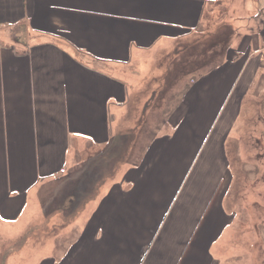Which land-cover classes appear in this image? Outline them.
Listing matches in <instances>:
<instances>
[{"label": "crops", "instance_id": "obj_1", "mask_svg": "<svg viewBox=\"0 0 264 264\" xmlns=\"http://www.w3.org/2000/svg\"><path fill=\"white\" fill-rule=\"evenodd\" d=\"M214 35L221 60L188 84L139 165H105L143 118L131 97L163 77L161 59ZM249 96L264 101V0H0V230L14 231L0 264H254L233 255L243 215L225 207L226 142ZM84 167L83 206L66 207L72 194L51 207ZM61 215L76 235L59 250L38 228Z\"/></svg>", "mask_w": 264, "mask_h": 264}, {"label": "rangeland", "instance_id": "obj_2", "mask_svg": "<svg viewBox=\"0 0 264 264\" xmlns=\"http://www.w3.org/2000/svg\"><path fill=\"white\" fill-rule=\"evenodd\" d=\"M227 34L229 37V33ZM218 40L216 35L211 37L203 36L180 49L177 53L161 59L162 68L166 67L167 69L165 74L163 73L166 70L165 68L164 71H162L163 69L160 71L164 74L163 77L149 82L143 89L144 92L133 93L131 97L128 114L131 113L133 117L134 113L142 109V105H145L146 108L143 118L139 114L138 120L140 121L135 125L134 120H128L130 129L125 135H121L114 141V148L112 145L111 149L108 148L109 150L106 152V156L109 153L110 156L104 160L103 163L105 165L113 161L114 164L116 163L115 165H117V171L119 170V173L127 169L130 164L134 165L135 163L136 166L139 165V162L135 158L141 153L144 145L149 143L157 132L167 130L164 126H170L169 122L174 121L172 116L175 113V107L188 84L193 81L195 76L201 75L202 72H205L221 60L223 56L222 46H215ZM220 42L222 43L224 41ZM155 58V56L149 57L148 67H153L152 69L154 70L156 69L155 75H159L160 72L156 68L157 64L155 63L157 58ZM196 67H199V71L197 70V72L196 69L198 68ZM182 72L186 73L185 77L181 75ZM141 98L146 100L143 104L139 101ZM246 100L245 105L247 106L245 113H247V118L244 119V116L240 118L234 127V130L236 129L235 132L232 133L226 142L227 155H229L234 165L232 167L234 184L229 191V196L225 199V207L227 208L230 205L232 208H237L243 215L241 221L244 230H240L239 233L235 234V237L233 236V240L235 241L233 255L239 256L241 250L243 253L246 250L248 256L253 261L256 260L254 264H264V101H259V99L250 96ZM128 114L125 118L128 117ZM133 125L134 127L136 126V129L133 128ZM94 168L87 174V177L92 175L94 177L96 176L99 170L93 172V170L96 171ZM117 171L115 173L116 175L118 173ZM72 176L76 180L72 182L70 189L68 188L69 185H67L68 187L53 201L51 207H58L64 195L72 194L75 195L73 205L67 204V200L65 199L64 204H66V207L70 209L77 206L81 208L83 206L82 194L83 189L86 187V182L83 183V168L76 171ZM60 186L51 185L50 187L56 190ZM42 187L41 191L44 190V186ZM45 188L48 191V186H45ZM94 192L96 193L95 190ZM92 193L93 188L87 191L86 195L89 196ZM93 198L94 196L91 199ZM47 202L51 203L50 200ZM74 218L68 215H61L60 219L58 218L59 220H53V216L52 220L54 222L52 221L48 226L50 231L47 228L43 229L45 223L41 222V226L38 228L40 229L38 230V235L44 237L49 232L51 237H55L56 244L59 245L60 250L61 247L68 243L70 237L76 235L71 232L69 233V226L71 225L69 222ZM21 225L23 227L24 223ZM35 229L37 228L35 227ZM0 231L1 258V252L5 249L3 245L9 239H14V231ZM52 231H54V235H51L53 233ZM33 235L35 234L31 233V236Z\"/></svg>", "mask_w": 264, "mask_h": 264}, {"label": "trees", "instance_id": "obj_3", "mask_svg": "<svg viewBox=\"0 0 264 264\" xmlns=\"http://www.w3.org/2000/svg\"><path fill=\"white\" fill-rule=\"evenodd\" d=\"M215 65H216V64H215ZM215 65H213L212 67H214ZM212 67H210V68H212ZM196 68H198V69H196V72H197V70L199 71V67H196ZM210 68H208V69H210ZM208 69H207V70H208ZM207 70H206V71H207ZM190 71H191V70H190ZM192 72H195V71H192ZM181 75L185 77L186 73H185V72H182ZM113 143H114V141L110 143V147H111V145H114ZM116 144H117V142H116ZM86 168H87V167H84L83 170H85ZM85 171H87V169H86Z\"/></svg>", "mask_w": 264, "mask_h": 264}]
</instances>
